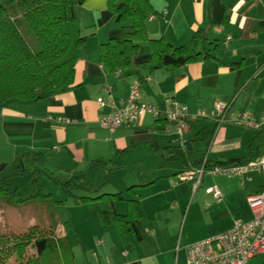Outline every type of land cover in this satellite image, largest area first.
I'll list each match as a JSON object with an SVG mask.
<instances>
[{
    "label": "crops",
    "instance_id": "1",
    "mask_svg": "<svg viewBox=\"0 0 264 264\" xmlns=\"http://www.w3.org/2000/svg\"><path fill=\"white\" fill-rule=\"evenodd\" d=\"M148 1L152 14L146 30L151 40L164 39L175 48H191L198 34L214 43V47L205 49L213 58L178 69L151 70L144 67L152 57L151 47L139 43L130 67L109 73L100 63V47L120 40L121 26L107 0H84L76 10L85 38L82 58L75 68L76 88L34 106L0 109V162L10 165L26 152H42L48 157L49 168L62 181L77 173L87 191L97 192L92 197L123 194L126 201L114 205L119 215L126 214L127 201L131 200L139 201L143 220L146 208H158V213L179 209L186 219L188 244L183 250L187 264L189 245L226 231L235 220L251 218L247 198L264 193V176L252 173L228 178L207 174L189 202L187 191L191 186L178 183V176L190 167H199L203 159L218 164L264 157L260 144L264 135H259L264 129L255 131L230 123L217 128L211 120L190 121L180 137L176 127L165 119L144 114L134 126L111 133L97 123L112 109L109 105L99 108L97 99L103 97L109 102L104 89L111 87L118 106L137 82L139 102L152 105L160 113L166 100L187 106L190 114L209 113L218 103L260 121L264 118V0ZM202 131L213 132L209 144L196 139ZM185 143H189L190 151ZM99 162L107 163L106 167ZM41 178L49 180L41 176L40 183ZM20 187L15 189L21 197L32 199L30 193L36 187L24 193ZM211 187L221 191L220 202L206 193ZM160 200L165 202L162 209L157 205ZM173 203L176 206H170ZM144 227L145 234L155 237L149 230L155 229L153 224ZM43 244L37 245L44 248ZM102 253L108 257L109 248L104 247ZM123 257L129 256L125 253ZM97 264H112V260ZM249 264H264V255Z\"/></svg>",
    "mask_w": 264,
    "mask_h": 264
},
{
    "label": "trees",
    "instance_id": "2",
    "mask_svg": "<svg viewBox=\"0 0 264 264\" xmlns=\"http://www.w3.org/2000/svg\"><path fill=\"white\" fill-rule=\"evenodd\" d=\"M83 3L84 0H0V109H10L14 105L34 106L76 88L75 68L85 46L76 10ZM107 6L121 26L120 40L100 47V63L109 73L128 69L139 43H148L151 47L152 57L144 65L151 70L178 69L213 58L205 49L209 45L214 47V43H209L198 34L193 37L191 48H175L164 39L151 40L146 30V21L152 14L148 0H107ZM130 21L131 24L127 25ZM212 135V131H202L196 139L209 144ZM260 158L218 164L207 160L205 167L211 170L217 166L242 165ZM99 164L106 167L107 163ZM8 167L13 170L10 177L39 179L46 176L61 186V194L65 197L84 192L86 195L81 196L84 203L106 202L108 208L99 213L104 229L115 226L120 236L133 235L138 242L146 240L139 201H127L126 214H117L114 205L126 201L123 194L92 197L97 192L87 191L80 184L77 173L62 181L58 173L49 168L48 157L42 152H26L10 165L0 162V176ZM8 177L0 178V201L7 206L29 201L23 199L17 189L11 190ZM35 197L47 198L49 195L38 193ZM66 225L70 226L69 223ZM53 233H45L34 227L25 235H2L0 256L6 257L13 250L22 256L23 252L33 249L35 244L44 243L36 259L39 264H43L46 254L55 253L62 247V241L66 240V237L58 238L60 235L55 237ZM34 236L40 238L35 239Z\"/></svg>",
    "mask_w": 264,
    "mask_h": 264
},
{
    "label": "rangeland",
    "instance_id": "3",
    "mask_svg": "<svg viewBox=\"0 0 264 264\" xmlns=\"http://www.w3.org/2000/svg\"><path fill=\"white\" fill-rule=\"evenodd\" d=\"M259 135L263 136L264 131ZM260 144L263 152L261 155H264V136ZM12 173V168L8 167L3 175L9 176L7 182L11 190L20 185L23 193L26 189L32 190L34 187L36 191L30 193L32 199L21 205L6 208L7 205L0 201V236L25 235L34 227H38L45 233L54 231L55 237H66V240L62 241L63 248H57L55 253H47L43 264H97L100 261L108 262L110 259L112 264H186L183 250L188 244L185 241L186 219L179 213V209L175 212L162 209L165 207L164 201L160 200L157 204L163 211L161 213H158V208L155 207L145 209L143 225L153 224L155 229L149 230L156 235L153 237L150 233L146 234V240L138 242L133 235L120 236L115 227H102L99 213L108 208L106 202L84 203L80 192L74 193L72 197H65L61 194V186L58 183L46 178H41L40 183L39 179L10 177ZM39 191L43 196H51L33 198ZM192 192V189L187 191L188 202ZM170 206H176V203ZM67 223L70 224L69 227ZM104 247L109 248L108 257L102 253ZM42 250L37 244L33 249L23 252L22 256L13 250L6 257L0 256V264H39L36 259ZM125 253L129 257H123Z\"/></svg>",
    "mask_w": 264,
    "mask_h": 264
},
{
    "label": "built area",
    "instance_id": "4",
    "mask_svg": "<svg viewBox=\"0 0 264 264\" xmlns=\"http://www.w3.org/2000/svg\"><path fill=\"white\" fill-rule=\"evenodd\" d=\"M261 2V0H253ZM112 88L104 89L108 98H98L99 108L109 105L111 113L98 120V127L111 133L122 128L134 126L144 114H153L157 118H164L176 127L181 137L188 129L190 121L211 120L219 128L224 124L245 126L252 130L264 129V118L254 121L245 113L232 112L229 105L215 103L209 113L190 114L185 105L175 100H166L163 113L158 112L152 105L139 102L140 84L134 83L129 96L119 101L116 106L112 97ZM65 123L71 124L69 121ZM207 159H203L199 167H190L178 176V183L191 186L193 192L200 188L205 175L212 177L224 176L228 178L240 177L252 173L264 176V157L242 165L217 166L206 169ZM206 193L220 202L222 193L217 187L206 189ZM247 205L251 218L246 221L235 220L230 228L211 238L189 245L186 248L187 264H249L255 257L264 255V193H257L247 198Z\"/></svg>",
    "mask_w": 264,
    "mask_h": 264
},
{
    "label": "water",
    "instance_id": "5",
    "mask_svg": "<svg viewBox=\"0 0 264 264\" xmlns=\"http://www.w3.org/2000/svg\"><path fill=\"white\" fill-rule=\"evenodd\" d=\"M185 146L188 147V150L190 151V146H189V143H185Z\"/></svg>",
    "mask_w": 264,
    "mask_h": 264
}]
</instances>
